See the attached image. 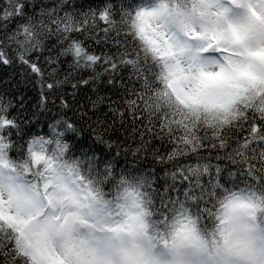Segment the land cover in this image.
I'll list each match as a JSON object with an SVG mask.
<instances>
[{"label":"snow or ice","instance_id":"snow-or-ice-1","mask_svg":"<svg viewBox=\"0 0 264 264\" xmlns=\"http://www.w3.org/2000/svg\"><path fill=\"white\" fill-rule=\"evenodd\" d=\"M227 2L241 10L239 19L226 15L219 0H193L190 10L175 5L169 7L168 0H161L153 7H141L134 15L127 14L120 21L126 29L123 39L108 5L99 14V19L106 24L104 40L92 38L98 44L108 42L111 33L115 32L111 43L117 52L96 55L89 52L82 41L71 40L73 31L86 32L87 25L77 26L68 14L62 19L53 18L56 9L41 7L29 15L26 9L34 7L36 0H7L0 9V31L5 32L4 38L0 39V63L10 65L13 62L3 50L6 46L12 47L15 58L41 78L43 87V69L30 59V55L42 53L45 38L55 35L58 39L54 47L65 43L67 47L62 48L56 57H47L49 65L56 64L59 56L67 55L73 58L70 68L94 69L100 64L108 74L107 83L122 88L125 84L117 79L118 75L122 69L132 70L130 79L134 77L140 87L126 89L135 97L125 102L126 111L134 121L141 114V118L152 126L149 131H154L159 123V131H154V135L160 140L167 138L172 145V151L166 154L169 161L189 153L200 160V151L209 145L227 149L229 134L238 129L250 134V140L246 138L244 143L237 140V147L233 150L234 155L243 158L251 141H264V0ZM92 16L96 19L95 13ZM17 17L23 23H17L15 30L8 33L9 23ZM189 41H196V46ZM55 73L54 68L49 75ZM100 75L102 73L81 79L72 84V88L88 85ZM70 76L71 73L63 80L48 83L47 89L61 87L69 82ZM61 107H69L63 98ZM6 111L0 106V130L17 126L14 119L3 114ZM124 114L120 113L121 119ZM64 123L67 131L76 130L72 123ZM63 135V132L57 133L55 139L59 156H63L69 147L59 138ZM52 143L53 140L44 137L28 142L31 166L24 164L23 175L10 176L5 182L0 168V264H112L113 257L103 245V236L96 237L97 243L87 247L69 248L62 243L79 226H87L93 235L96 232L126 231L132 227L137 237L148 241L153 239L148 236L146 221V217L153 215L146 203L152 204L153 201L151 198L147 202L143 200L146 193L137 188L135 198L129 201L132 190L124 188L116 197L124 201L118 205L123 219L115 220L109 226L99 214L98 206H107L111 201L103 199L104 193L99 187L93 192L89 180L83 187L88 188L92 199L85 206L88 197L83 195L80 185L84 181L83 175L77 172V179L69 181L66 178L64 172L55 166L53 157L46 155V146ZM10 148L5 136L0 135V164L4 163ZM156 156L161 163L165 162L159 152ZM260 156L264 167V152ZM91 166L90 163L89 168ZM76 167L78 169V165ZM33 169L36 178L26 179L33 175ZM207 171V165L201 164L180 169L183 179L189 182L183 193L184 200L172 199L168 187L159 193L161 209L170 212L179 205L185 239L189 241L180 249L174 264H264V224L257 220V213L264 212V202L259 197L255 202L250 198L248 203L223 215L214 214L211 208L205 207L193 217L185 206L187 201L207 202V197L215 198L214 189L220 187L218 183L212 185L213 190L200 184V176ZM68 173H73L71 166H68ZM248 174H253L251 167ZM112 176L110 167L99 174L103 182H108ZM172 178L175 179V174ZM126 183L123 177L118 181L119 185ZM196 188L200 189V195L195 194ZM252 196H256L255 191ZM169 204L173 207L169 208ZM157 211L163 217L158 223L165 222L167 214ZM202 213L216 220L210 241L201 237L196 227ZM163 243L168 246V240Z\"/></svg>","mask_w":264,"mask_h":264},{"label":"trees","instance_id":"trees-1","mask_svg":"<svg viewBox=\"0 0 264 264\" xmlns=\"http://www.w3.org/2000/svg\"><path fill=\"white\" fill-rule=\"evenodd\" d=\"M6 2L7 0H0V9L4 8ZM150 2L151 0H36L35 6H29L26 11L31 15L41 7L56 9L53 18L61 19L68 14L77 26L81 24L88 26L86 32L73 31L70 34L71 40L82 41L89 52L103 55L115 54L117 49L111 43L115 32L111 33L108 42L98 44L96 39L92 38L95 36L104 40L103 30L106 24L99 19L100 12L106 6H111L112 19L117 22V27L121 31L120 38L123 39V32L126 29L120 24L122 18L127 14L134 15L136 10ZM226 2L227 0H219L220 4ZM92 13H95L96 19H93ZM45 19L48 23L47 18ZM17 23L23 21L18 17L13 19L8 25L7 32L15 30ZM4 36L5 32L0 31V39ZM57 39L55 35L45 38V50L30 55V59L43 69V87L40 83L41 78L15 58L12 47L6 46L3 49L13 62L10 65L0 63V106L7 109L3 114L8 119H14L17 126L0 130V135L5 136L6 142L11 144L9 151L13 157H23L28 142L32 139L44 137L46 140H53L58 138L57 133L63 132L64 135L59 138L68 144L69 157L83 161L87 168L91 163L89 169L98 175L103 174L108 167L112 169L113 176L106 182V189L116 183L121 176H134L140 180L151 194L153 201L151 208L157 219L163 218L158 209L168 213L167 209H161L160 203L159 193L164 187L170 189L172 199H185L183 193L189 187V182L183 179L180 169L187 165H207L208 171L200 176V184L205 189L213 190L212 185L218 183L220 187L214 189L216 195L227 188L250 191L264 189V167L260 156L261 152H264V141H251L243 158L234 155L237 140L241 143H244L246 138L250 140L247 130L238 129L234 134H229L227 149L212 148L209 145L207 149L200 151L199 156L202 157L200 160L189 153L187 156H177L175 161H169L166 154L172 151V145L167 142V138L160 140L154 135V131H159V123L155 125L154 131H149L152 126L146 119L141 118V114H138L134 121L126 111L125 102L128 99H135L126 89L140 87L134 77L130 79L132 70L122 69L118 75L117 79L123 80L125 84L122 88L107 83L108 74L104 73V67L100 64L94 69L70 68L73 58L67 55L59 56L56 64L49 65L46 58L56 57L62 48L67 47V43L54 47L57 45ZM54 68L56 73L50 76ZM69 73L71 76L68 83L55 90L47 89L48 83L57 79L63 80ZM96 73L102 75L91 80L88 85L72 88V84L81 79L95 77ZM61 98L69 105L68 108L61 107ZM93 102L96 103L95 108ZM121 112L125 113L123 119L120 117ZM57 121L60 123L57 124ZM65 121L72 123L76 130L67 131ZM157 152L165 157L164 163L159 161ZM230 155L234 158L230 159ZM250 167L252 175L248 174ZM174 174L175 179L172 178ZM194 191L196 195H200L199 188ZM214 199L209 196L207 202L187 201L185 206L196 216L202 208L212 209ZM168 207L171 208L173 205L169 204ZM211 221L212 218L207 213L201 214L199 220L201 225L210 226Z\"/></svg>","mask_w":264,"mask_h":264},{"label":"clouds","instance_id":"clouds-1","mask_svg":"<svg viewBox=\"0 0 264 264\" xmlns=\"http://www.w3.org/2000/svg\"><path fill=\"white\" fill-rule=\"evenodd\" d=\"M161 0H151L150 3L146 4L144 7H153L160 3ZM169 7L173 5L190 10L193 7V0H168ZM234 11L241 12L240 9L234 8ZM242 13V12H241ZM190 44L195 46L196 41H189ZM46 155L53 157V162L58 169H61L66 178L71 181L77 179V172L79 175H83L84 181L80 182L81 188L83 189V195L88 197V200L84 201L85 206L91 201L92 197L88 192V188L83 187L89 180L92 184L89 185L92 191L95 192L96 188L99 187L104 193L103 199L106 201H111L107 206H98L99 214L105 218V222L112 225L115 220L123 219L119 214L121 213V208L118 207L119 204H123L124 201L117 200L118 194L123 192L124 188H129L132 190V194L129 195L128 199L131 201L135 198V192L137 188L139 192L146 193L142 198L147 202L151 198V194L147 191V187L142 185L140 180L134 176H121L127 182L124 185H119L118 181L108 189L105 188L106 182L102 181L99 175L89 168L85 167L83 161L79 159H74L68 156L67 152L63 156H59L56 150L55 139L53 143L46 146ZM27 163L31 166V157L25 152L23 157H13L10 151L4 158V163L0 164V168L3 170V180L7 182L10 176L24 173V164ZM78 165V169L76 167ZM68 166L73 168V173L69 175ZM43 167V163L41 164ZM14 169V171H13ZM35 169H33V175L25 177L26 179H35ZM79 190V189H78ZM256 196H252V191L242 190L240 188H227L221 190L214 199L212 211L213 213L219 212L220 214H226L233 208L249 202V199L255 202L256 197H259L261 202H264V189H256ZM5 198L7 195L5 194ZM146 207L151 210V204L146 203ZM40 209H37L39 211ZM87 211V207H85ZM180 209L179 205L170 212L167 213V220L162 223H158L161 219H157L153 215L146 217L148 224L147 233L153 239L148 241L147 238L137 237L134 228L128 227L126 231H107L104 233L96 232L93 235L92 231L87 226H79L77 231L71 236L66 237L63 244L67 247L72 248L77 247H87L92 246L96 241V237L103 236V245L110 250L113 260L112 264H174L177 260L180 249L186 247L189 241L185 239L184 224L182 223L181 215H179ZM111 214V215H109ZM193 217L194 214L191 213ZM258 222L264 224V212L257 213ZM216 220L213 217L210 226H203L197 221V229L201 237L204 239L211 240V236L214 235ZM163 240H168V246L166 247ZM175 240V245L173 241ZM154 246V247H153Z\"/></svg>","mask_w":264,"mask_h":264},{"label":"rangeland","instance_id":"rangeland-1","mask_svg":"<svg viewBox=\"0 0 264 264\" xmlns=\"http://www.w3.org/2000/svg\"><path fill=\"white\" fill-rule=\"evenodd\" d=\"M221 5H224V4L221 3ZM222 10L226 13V15H228L232 19H239L242 16L241 12H237V11L234 12L233 8H231L230 10H224V9H222ZM195 46H193V47H195Z\"/></svg>","mask_w":264,"mask_h":264}]
</instances>
